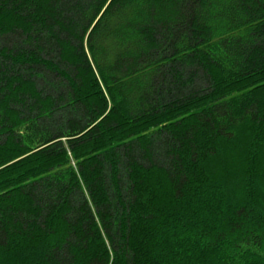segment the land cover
I'll return each mask as SVG.
<instances>
[{
  "label": "trees",
  "instance_id": "1",
  "mask_svg": "<svg viewBox=\"0 0 264 264\" xmlns=\"http://www.w3.org/2000/svg\"><path fill=\"white\" fill-rule=\"evenodd\" d=\"M263 155L264 0H0V264H264Z\"/></svg>",
  "mask_w": 264,
  "mask_h": 264
},
{
  "label": "rangeland",
  "instance_id": "2",
  "mask_svg": "<svg viewBox=\"0 0 264 264\" xmlns=\"http://www.w3.org/2000/svg\"><path fill=\"white\" fill-rule=\"evenodd\" d=\"M235 153L239 154V144H235V148L232 146H229V147L222 150V152H221L222 161L216 165L215 164L212 165L213 173H210V174H214L212 176L213 178H217V176H220V177H223L224 181H230V179L233 176L230 174V171H231L230 168H231L232 163H236L239 165V155L236 154V157H235L234 156ZM240 158H242V157H240ZM249 159H251V157H248V160ZM263 161H264V155H263ZM245 162H247V161H244V163ZM238 165H237V167H238ZM243 185L244 184L242 182L238 181L235 185L229 184L228 190L231 192H234V193H238V194L240 193V194L244 195V193L246 192L247 189L244 188ZM217 188H215L216 190L214 192L206 194L205 197L203 198L205 201H208L209 204H211L212 206L215 203V200L217 198H223V191H222L223 188L220 186H218ZM258 189H259L258 186H256V187L253 186L254 191H256V190L258 191ZM254 209L257 210V206H256V208L254 207ZM183 247L186 249H189L190 248L189 241L184 242ZM194 247H197V245H195Z\"/></svg>",
  "mask_w": 264,
  "mask_h": 264
}]
</instances>
